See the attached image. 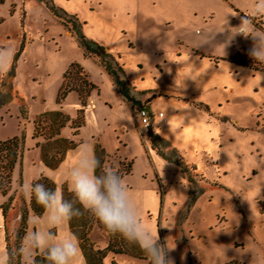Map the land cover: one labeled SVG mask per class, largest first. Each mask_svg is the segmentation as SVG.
Here are the masks:
<instances>
[{"label": "rangeland", "instance_id": "obj_1", "mask_svg": "<svg viewBox=\"0 0 264 264\" xmlns=\"http://www.w3.org/2000/svg\"><path fill=\"white\" fill-rule=\"evenodd\" d=\"M261 2L2 0L0 49L12 54L6 61L0 57V140L16 137L20 149L10 188L0 194V247L5 231L13 241L22 200L26 234L34 228L30 218L36 216L21 185L44 176L68 189L70 164L99 143L109 154L105 167L133 162L123 179L142 222L174 247L175 264H264V62L249 55L251 35L230 32L245 15L248 30L264 40ZM75 24L83 39L102 46L123 67L134 105L99 60L85 53ZM73 62L95 88L78 134L70 122L60 130L77 145L51 169L41 159L37 143L45 139L33 137V122L57 110L73 119L82 108L76 91L58 98ZM139 108L147 110L149 130L159 138L155 147L139 124ZM10 198L4 217L1 206ZM37 226L46 227L43 221ZM54 231L71 234L67 223ZM88 236L99 248L109 239L96 225ZM111 237L116 246L130 248L120 236ZM111 258L116 264H149L145 254L109 253L104 264ZM26 259L21 255V264ZM78 264H85L81 256Z\"/></svg>", "mask_w": 264, "mask_h": 264}, {"label": "clouds", "instance_id": "obj_2", "mask_svg": "<svg viewBox=\"0 0 264 264\" xmlns=\"http://www.w3.org/2000/svg\"><path fill=\"white\" fill-rule=\"evenodd\" d=\"M259 7L264 8V0ZM250 23V18L244 15L241 24L231 28L236 31L230 29L231 35H251L255 43L249 55L254 61L264 62V40L248 30ZM11 54L10 48L0 49V57L4 61ZM2 69L3 62H0ZM66 183L73 196L71 200L65 199L59 187L52 189L39 182H24L21 185L22 194L30 200L34 198L43 209V215L30 218L34 228L23 237L15 252L0 247V264H12L16 255L26 257V264H35L36 253H42L48 264H78L81 249L77 237L73 234L58 236L54 229L81 215V207L89 211L109 233L138 245L150 264H175L170 256L174 247L168 246V239L162 244L158 230L153 232L142 222L140 209L118 167H104L93 152L83 149L68 167ZM41 221L46 227L37 226Z\"/></svg>", "mask_w": 264, "mask_h": 264}, {"label": "trees", "instance_id": "obj_3", "mask_svg": "<svg viewBox=\"0 0 264 264\" xmlns=\"http://www.w3.org/2000/svg\"><path fill=\"white\" fill-rule=\"evenodd\" d=\"M1 2L2 0H0V3ZM78 26L80 27L79 24ZM78 26L75 24L73 27L77 37L80 39L85 53L90 56H94L99 60L100 64L111 76L119 92L125 99L134 105V99L130 96V85L123 67L119 65L102 46L83 39V37L79 34V30L77 29ZM93 88H95V86L88 79L83 67L77 62L71 63L63 75V83L59 89L58 98L63 99L68 92L76 91L82 108L77 111V115L73 119L58 110L40 114L35 118L33 122V137H43V139H45L44 143H37V146L40 147L41 159L45 166L51 169L56 168L63 160L65 153L77 145L74 141L61 136L60 130L66 123L70 122V127L73 129L72 134H78L79 128L84 124L83 107L86 105L87 99L90 96V91ZM147 136L150 139L152 146L155 147L156 140H159L158 136L151 130L148 131ZM19 144L20 142L16 137L0 140V194H6L10 188L11 173L18 157V152L20 149ZM160 153L162 152L160 151ZM94 154L104 166V163L109 158V154L106 153L99 143H96L94 146ZM132 165V161L126 163L118 161L117 166L114 167H118L119 173L123 177L127 174H130ZM35 182L43 183L46 187L52 189L56 188L55 184L44 176H40L34 181V183ZM62 190L66 200L73 199L72 194L66 187H63ZM11 200L12 198L9 199L7 204L1 206L4 217H6ZM21 206L20 220L17 228L14 231L12 243L10 242V235L8 232L5 231L4 233L5 248L13 252H15L20 247L21 241L25 236L27 229L26 220L28 211L27 205L23 200ZM77 206L79 207V205ZM29 207L35 216H41L43 214V209L35 202L34 198L31 200L29 199ZM67 223L71 234L75 235V237L78 239L79 247L85 260V264H104V259L109 253L124 254L134 258L144 257L145 253L139 248L138 245L131 244V246H129L130 248H124V244L122 243L116 246L112 240L111 233H109L89 211L83 209L82 207L81 215L72 218ZM93 225L104 229L109 235L107 245L103 248L95 247L89 240L88 234ZM34 259L35 264H48L43 254H36ZM12 264H21V255H16L13 258ZM111 264H116V262L111 260ZM228 264L239 263L229 262Z\"/></svg>", "mask_w": 264, "mask_h": 264}, {"label": "built area", "instance_id": "obj_4", "mask_svg": "<svg viewBox=\"0 0 264 264\" xmlns=\"http://www.w3.org/2000/svg\"><path fill=\"white\" fill-rule=\"evenodd\" d=\"M159 117H163L162 112L158 113ZM138 118H139V124L143 130H148L151 126V121L148 116V112L144 108L138 109Z\"/></svg>", "mask_w": 264, "mask_h": 264}, {"label": "crops", "instance_id": "obj_5", "mask_svg": "<svg viewBox=\"0 0 264 264\" xmlns=\"http://www.w3.org/2000/svg\"><path fill=\"white\" fill-rule=\"evenodd\" d=\"M146 131V130H145ZM148 131H149V129H148ZM96 144V143H95ZM95 144H94V146H95ZM101 147H103L102 145H101ZM103 149L106 151V153L108 152L104 147H103ZM68 152V151H67ZM66 152V153H67ZM92 152L94 153V147L92 148ZM66 153H65V156H66ZM65 159H66V157H65ZM67 226H68V223H67ZM69 229V228H68ZM70 231V230H69ZM71 233V232H70ZM111 254H113V253H111ZM113 255H116V254H113ZM108 256V255H107ZM81 257H82V259H83V261H84V263H85V260H84V258H83V256H82V254H81ZM111 260H113V258H111Z\"/></svg>", "mask_w": 264, "mask_h": 264}]
</instances>
